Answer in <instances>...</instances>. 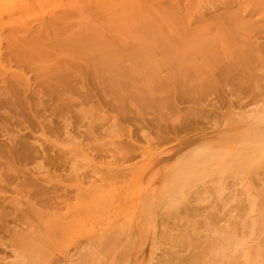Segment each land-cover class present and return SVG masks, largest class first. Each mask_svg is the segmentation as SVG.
Returning a JSON list of instances; mask_svg holds the SVG:
<instances>
[{"label":"rangeland","instance_id":"obj_1","mask_svg":"<svg viewBox=\"0 0 264 264\" xmlns=\"http://www.w3.org/2000/svg\"><path fill=\"white\" fill-rule=\"evenodd\" d=\"M0 12V264H229L237 240L246 252L258 237L249 264H264V0H0ZM230 148L241 154L215 163L222 173L205 163L163 197L183 157Z\"/></svg>","mask_w":264,"mask_h":264},{"label":"bare ground","instance_id":"obj_2","mask_svg":"<svg viewBox=\"0 0 264 264\" xmlns=\"http://www.w3.org/2000/svg\"><path fill=\"white\" fill-rule=\"evenodd\" d=\"M198 1V0H197ZM114 2V1H113ZM197 3V2H196ZM5 6V5H4ZM10 6V5H9ZM8 6V7H9ZM6 7V6H5ZM39 7V6H38ZM15 8V7H14ZM1 13V12H0ZM11 13V12H10ZM9 14V13H8ZM12 14V13H11ZM43 14V13H42ZM42 14H40V15H42ZM1 16H2V13H1ZM8 16V15H7ZM34 16V15H33ZM43 17V16H42ZM21 21V20H20ZM18 22V21H17ZM15 23V22H14ZM30 28V27H29ZM3 31V30H2ZM1 32V31H0ZM28 32V31H27ZM26 31H25V33H27ZM20 34H22V33H20ZM23 35V34H22ZM23 37H25V36H23ZM1 38V37H0ZM5 38H6V36H5ZM4 39V38H3ZM16 39V38H15ZM2 61H1V59H0V63H1ZM4 64V63H3ZM3 67H5L4 65H3ZM0 69H2V67H1V64H0ZM7 69V68H6ZM8 70H10V69H8ZM3 72H5V71H3ZM9 72V71H8ZM11 73V72H10ZM2 74V73H1ZM0 74V75H1ZM4 74V73H3ZM13 74H14V72H13ZM12 74V75H13ZM2 76V75H1ZM5 76V75H4ZM3 76V77H4ZM18 76H21V75H18ZM24 78V77H23ZM24 80H25V78H24ZM26 81L27 80H25V83H26ZM4 82V81H3ZM1 83V82H0ZM16 83V82H15ZM4 84V83H3ZM28 88V87H27ZM29 89V88H28ZM17 97V96H16ZM259 110H261L262 111V109L261 108H259ZM261 111H259V113L261 112ZM256 112V111H255ZM242 112L240 111V113L239 114H241ZM262 113V112H261ZM261 113H260V115H255V116H253V117H256V116H258V119H260L259 118V116H262L261 115ZM238 114V113H237ZM238 114V115H239ZM243 114L244 113H242V116H243ZM240 116V115H239ZM238 117L239 119H241V118H243V117ZM250 117H248V119H249ZM237 118H235V120H236ZM238 119V120H239ZM248 119H246V120H248ZM256 119V118H255ZM262 119H264V116H262ZM262 119H260V122L262 123V122H264V121H262ZM233 120V119H232ZM244 120V119H243ZM250 121V120H249ZM255 121H258V120H255ZM241 122H243L244 123V121H241ZM245 122H247V121H245ZM260 122H258V123H256V124H260ZM231 123V122H230ZM236 123H239V122H236ZM252 123H254L253 121H252ZM256 124H255V126H256ZM243 125V124H242ZM245 125L247 126V124L245 123ZM261 125H264V124H261ZM255 126H253V128L255 127ZM261 127V126H260ZM246 128V127H245ZM256 128H257V126H256ZM258 128H259V126H258ZM255 129V128H254ZM244 130H246V129H244ZM251 130V129H250ZM253 130V129H252ZM251 130V131H252ZM256 130V129H255ZM257 131H259V132H257ZM255 132V131H254ZM253 132V133H254ZM248 133V132H247ZM250 133V132H249ZM256 133H262V132H260V130H256ZM67 134V133H66ZM262 134H264V133H262ZM71 136V135H70ZM254 136V135H253ZM113 137V136H112ZM247 137V136H246ZM259 138V137H258ZM252 139V138H251ZM246 141H248V140H246ZM258 141H259V139H258ZM257 141V142H258ZM112 142H114V140L112 141ZM261 142V141H260ZM262 142H264V139H262ZM190 143V142H189ZM188 143V144H189ZM107 144V143H106ZM235 144V143H234ZM214 145V144H213ZM221 145V144H220ZM220 145H218V146H220ZM187 146V145H186ZM216 146V145H215ZM228 146V145H227ZM192 147V146H191ZM212 147V146H211ZM248 147V146H247ZM180 148V147H179ZM200 148V147H199ZM202 148H203V146H202ZM234 148V147H233ZM240 148V147H239ZM242 148L243 149H245V152H246V150L248 151V150H251L250 149V147H248L247 149H246V147L245 146H242ZM255 148V147H254ZM257 148H259V147H257ZM256 148V149H257ZM190 149V148H189ZM192 149V148H191ZM204 149V148H203ZM201 150V149H196L195 151H193V153H191V156H188V157H183V159H181L178 163H177V165L175 166V168L173 169V170H171V172H170V175H169V178H170V180H167V181H169V183L167 184V185H169L168 187L167 186H165L166 188H168L166 191V193H165V191L164 192H162V193H164V194H166V195H164L163 197L165 198L166 197V199L168 200L169 199V201H170V198H174V197H172V196H174L175 194L177 195V193L178 194H180V195H182V192L186 189V187L188 188V184H190L191 186H192V181H196L197 182V180H193L194 179V177L192 178V179H190L191 180V182L190 183H187L188 181H189V177L190 176H192V175H195L196 173H198L199 171H201L203 168H204V164L206 163V164H208V166H209V163H210V165L211 164H213L212 166H210V168H213V166H215L216 167V165L217 164H219L218 163V161H222V162H224L225 164L227 163V162H230V161H232L233 159H235V157H236V154H239V156L237 155V157H240V152L239 153H236L237 151V149H234L235 151H233L232 150V152H231V148L229 149V150H223L222 152H220V153H216V152H213V151H208L207 152V150L206 151H204L205 149H206V147H205V149L204 150ZM208 149H210V148H208ZM213 149V148H212ZM261 151H262V148H259ZM259 149L257 150V151H259ZM74 150V149H73ZM72 150V151H73ZM76 150V149H75ZM79 150V149H78ZM88 151H87V153L88 152H90L89 150L90 149H87ZM214 150V149H213ZM217 150V149H216ZM242 151L241 150V148L240 149H238V151ZM67 151V150H66ZM70 151V150H69ZM85 151V150H84ZM219 151V150H218ZM256 151V152H257ZM62 152V151H61ZM181 152V151H180ZM233 152H235V153H233ZM244 152V151H243ZM243 152H242V154H243ZM250 152H252V150L250 151ZM260 152V151H259ZM3 153V152H2ZM22 153V152H21ZM67 153V152H66ZM74 153V152H73ZM247 153H249V151L247 152ZM246 153V154H247ZM253 153V152H252ZM254 153H255V151H254ZM258 153V152H257ZM262 153H264V152H262ZM89 154V153H88ZM261 154V152L260 153H258V154H256V155H260ZM108 155V154H107ZM110 155V154H109ZM190 155V154H189ZM245 155V154H244ZM262 155V154H261ZM92 156V155H91ZM112 156H113V153H112ZM246 156V155H245ZM258 156H256V157H258ZM255 156H254V154H252V157H251V159L252 158H254ZM67 158H69V157H67ZM75 158V157H74ZM92 158V157H91ZM262 158H264V155H262ZM261 157H260V159H261V161L262 160H264V159H262ZM72 159V158H71ZM71 159H69V162H70V160ZM240 159V158H239ZM242 159H243V157H242ZM244 159H245V157H244ZM254 159H256V158H254ZM85 160V159H84ZM87 160V159H86ZM90 160V159H89ZM237 160V159H236ZM236 160H233L234 162H236ZM253 160V159H252ZM252 160H251V162H252ZM74 161V160H73ZM109 161V160H108ZM220 161V162H221ZM238 161V160H237ZM257 161H259V160H257ZM260 161V162H261ZM71 162H72V160H71ZM70 162V163H71ZM102 162V161H101ZM110 162V161H109ZM111 162H112V160H111ZM208 162V163H207ZM221 162V163H222ZM233 162V163H234ZM239 162H241V159L239 160ZM243 162V161H242ZM241 162V163H242ZM245 162H246V159H245ZM106 163V162H105ZM215 163H217V164H215ZM220 163V164H221ZM231 163V162H230ZM229 163V164H230ZM244 163V162H243ZM248 163L250 164V162L248 161ZM262 163H264V161H262ZM87 164H88V162H87ZM94 164V163H93ZM112 164V163H111ZM110 164V165H111ZM215 164V165H214ZM225 164H222V165H224V166H226ZM247 164V163H246ZM92 165V164H91ZM106 165V164H105ZM104 165V167H106ZM108 165V164H107ZM239 165H240V163H239ZM238 165V166H239ZM242 165V164H241ZM257 165V164H256ZM80 166V165H79ZM82 166V165H81ZM97 166V165H96ZM207 166V165H206ZM219 167H220V165H218ZM223 166V167H224ZM228 166V165H227ZM247 166H249V165H247ZM251 166V165H250ZM253 166V165H252ZM94 167V166H93ZM100 167V166H99ZM110 167V166H109ZM109 167L107 168V169H109ZM246 167V166H245ZM68 168V167H67ZM79 168V167H78ZM77 168V169H78ZM92 168V167H91ZM98 168V167H97ZM72 169H73V165H72ZM75 169H76V167H75ZM96 169V168H95ZM101 169V168H100ZM103 169V168H102ZM111 169V168H110ZM129 169V168H128ZM206 169V168H205ZM205 169H203V171L205 170ZM216 169H217V174L218 173H222L221 171H220V169H219V172H218V167H216ZM226 169H228V167H226L225 168V170ZM88 170V169H87ZM94 170V169H93ZM130 170V169H129ZM133 170V169H132ZM135 170V169H134ZM212 170H214L215 172H216V170L215 169H212ZM42 171V170H41ZM73 171H75V170H73ZM81 171V170H80ZM97 171V170H96ZM98 171H99V169H98ZM105 171V170H104ZM106 171H108V170H106ZM114 171V170H113ZM136 171V170H135ZM135 171H134V173L133 174H135ZM209 171V170H208ZM208 171H206L207 172V175H208ZM38 172H40L39 170H38ZM38 172H37V174L35 173V175H37V176H39L40 175V173H39V175H38ZM77 173H79L80 175H78V176H81V173L79 172V170L78 171H76ZM83 172V171H82ZM85 172V171H84ZM99 172H101V171H99ZM98 172V173H99ZM109 172V171H108ZM122 172H124V174H126V172L125 171H122ZM121 172V173H122ZM205 172V173H206ZM215 172L213 173V176H214V174H215ZM94 174H95V172H93ZM137 173V172H136ZM204 173V177L205 178H202V179H206V178H208V177H206V174ZM210 173V172H209ZM73 174H74V172H73ZM116 174V173H115ZM129 174H132V173H130V171H129ZM211 174H212V172H211ZM42 175V174H41ZM40 175V176H41ZM77 175V174H76ZM96 175H97V173H96ZM216 175V174H215ZM73 176H75V175H73ZM84 176V175H83ZM200 176V175H199ZM198 176V177H199ZM201 176H203L202 174H201ZM200 176V177H201ZM209 176V175H208ZM212 176V175H211ZM42 177V176H41ZM40 177V178H41ZM90 177V176H89ZM79 178V177H78ZM77 177H76V179H78ZM81 178V177H80ZM84 179H86L85 177H83ZM88 178V177H87ZM91 178H94V177H91ZM90 178V179H91ZM95 178H97L96 176H95ZM45 179H46V177H45ZM196 179V178H195ZM80 180V179H79ZM79 180H77L78 182H79ZM87 180V179H86ZM198 180H199V178H198ZM45 181H47V179L45 180ZM88 181V180H87ZM90 181V180H89ZM96 181V180H95ZM202 181V180H201ZM93 182V181H92ZM91 182V183H92ZM193 182V183H194ZM167 183V182H166ZM80 184V183H79ZM84 184V183H83ZM82 186V185H81ZM194 186V185H193ZM192 186V187H193ZM79 187V185L77 186V188ZM164 187V186H163ZM76 188V187H75ZM165 188V189H166ZM164 189V188H163ZM162 189V190H163ZM189 189H191V188H189ZM235 189V188H234ZM238 189V188H237ZM239 190V189H238ZM90 191V190H89ZM190 191V190H189ZM188 191V192H189ZM86 192V191H85ZM132 192V191H131ZM161 193V194H162ZM234 193H235V191H234ZM83 194V193H82ZM85 194V193H84ZM88 194V193H87ZM87 194H86V196H87ZM160 194V196H162ZM242 194H243V192H242ZM89 195V194H88ZM94 196V195H93ZM159 196V197H160ZM188 196V195H187ZM237 196V195H236ZM84 197V196H83ZM82 197V198H83ZM89 197V196H88ZM163 197H160V199H158V202L160 203V201L163 203V200H161ZM177 197V196H176ZM181 197V196H180ZM196 197V196H195ZM87 200V202L89 201V199L87 198V197H85ZM89 198H91V197H89ZM93 198V197H92ZM97 198H99V197H97ZM175 200H176V198H174ZM182 200H183V198H181ZM237 199V198H236ZM160 200V201H159ZM169 201L167 202V204H165L166 202H165V200H164V206H162V203H161V206L163 207V209H164V207H166V206H171V207H174V206H178L179 204H172V200H171V204H169ZM184 201V200H183ZM83 202H85V201H83ZM82 202V203H83ZM93 202V201H92ZM158 202H157V206L159 207V208H161L160 207V204H158ZM85 204V203H84ZM87 204V203H86ZM155 205V206H156ZM181 205H183V204H181ZM189 205V204H188ZM21 206V205H20ZM150 206V204L148 205V207ZM249 206V205H248ZM82 207V206H81ZM81 207H79V208H81ZM249 208V207H248ZM77 209V208H76ZM158 209V208H157ZM172 209V208H171ZM80 210V209H79ZM87 210V209H86ZM233 210V209H232ZM149 211V210H148ZM174 211H175V209H174ZM250 211V210H249ZM154 212V211H153ZM166 213H167V211H165ZM229 212V211H228ZM166 213H165V215H166ZM177 213V212H176ZM155 214V213H154ZM169 214V213H168ZM159 215V214H158ZM162 215H164V214H162ZM167 216H169V215H167ZM234 216V215H233ZM71 217L72 216H70V219H69V217H68V219H69V221L71 222ZM73 218V217H72ZM163 218V217H162ZM232 218V217H231ZM235 218H237V216L235 215V217H234V219ZM49 219H51V218H49ZM49 219L48 220H46V221H49ZM76 219V218H75ZM130 219V218H129ZM225 218H223V220H224ZM233 219V218H232ZM251 219H253V218H251ZM40 220H42V219H40ZM78 220V219H77ZM228 220H230V218L228 219ZM43 221V220H42ZM42 221H40V222H42ZM45 221V220H44ZM65 221H67V220H65ZM64 221V222H65ZM73 221V220H72ZM221 221H222V219H221ZM243 221H245V220H243ZM260 221V220H259ZM251 222V221H250ZM46 224L48 223V222H45ZM50 223V222H49ZM48 223V224H49ZM52 223V222H51ZM58 222H55V223H53V224H57ZM62 223H63V220H62ZM61 223V224H62ZM66 224L68 223V222H65ZM64 223V229L65 228H67V226H69L70 225V223H69V225H66ZM74 223V222H73ZM72 223V224H73ZM23 224V223H22ZM45 224V225H46ZM246 224V223H245ZM21 225V224H20ZM28 225V224H27ZM50 225V224H49ZM58 225H60V224H58ZM249 225H251V227H250V229H251V232H255V231H257L258 230V227H259V225L257 226V224L253 221L251 224H249ZM25 226V225H24ZM29 226V225H28ZM47 226V225H46ZM30 227V226H29ZM55 227H57V226H55ZM60 227V226H59ZM62 227H63V225H62ZM62 227H60L62 230H63V228ZM70 227V226H69ZM247 227V226H246ZM17 228V227H16ZM15 228V229H16ZM24 228H26V227H24ZM43 228V227H42ZM50 228H52L51 226H50ZM53 228H54V226H53ZM27 229V228H26ZM58 228H56V230H57ZM61 229H59L60 231H61ZM184 229V228H183ZM38 230V229H37ZM48 230H49V228H48ZM52 230V229H51ZM50 230V232H52ZM25 231H27V230H25ZM42 231V230H41ZM179 231V230H178ZM181 231H182V229H181ZM185 231V230H184ZM28 232V231H27ZM45 232V231H44ZM124 232V231H123ZM127 232V231H126ZM222 232H223V230H222ZM240 232H241V230H240ZM246 232V231H245ZM244 232V233H245ZM260 232V231H259ZM14 233V232H13ZM33 233V232H32ZM46 233V232H45ZM48 233V232H47ZM47 233L45 234V235H47ZM129 233V232H128ZM219 233H221V232H219ZM224 233V232H223ZM222 233V238L221 239H224L223 240V242L225 241L226 243H228L229 241H231V237H230V235H232V233H229V235H228V232H225V234H223ZM243 233V234H244ZM249 233V232H248ZM24 234H26V233H24ZM37 234V233H36ZM53 234H55V233H53ZM52 234V235H53ZM60 234H62V233H60ZM243 234H242V236H243ZM252 234V233H251ZM254 234V233H253ZM252 234V235H253ZM32 235V234H31ZM38 235H39V237H38ZM38 235H36L37 236V238H40V235H42V236H44L42 233L40 234H38ZM49 235V234H48ZM47 235V236H48ZM129 235V234H128ZM255 235V234H254ZM262 235V234H261ZM36 236H35V239H36ZM27 237V236H26ZM29 237L31 238V236L29 235ZM188 237V236H187ZM206 237V236H205ZM220 237H221V235H220ZM233 237V236H232ZM236 237V236H235ZM257 237V236H256ZM30 238H29V240H30ZM32 238H33V236H32ZM42 238V237H41ZM216 238H218V237H216ZM241 238V237H240ZM259 238V237H258ZM257 238V239H258ZM20 239H22V238H19V240ZM28 238H24V240H25V243H26V241H28L27 240ZM164 239V238H163ZM188 239H189V237H188ZM206 239V238H205ZM234 239V238H233ZM239 239V238H238ZM244 239V238H243ZM249 239H250V237H249ZM257 239H255V240H253V243H254V241H256ZM23 240V239H22ZM24 240L22 241V243L20 242L19 244H22L23 245V242H24ZM240 240V239H239ZM246 240V239H245ZM18 241V240H17ZM244 241V240H243ZM29 242V241H28ZM164 242H166V240L164 241ZM212 242V241H211ZM222 242V241H221ZM220 242V243H221ZM31 242H29V244H30ZM210 243V242H209ZM236 243H237V247H236V245H235V247H233V249L232 250H230V254H231V256H230V263L229 264H249L254 258H255V256H260L259 255V253H260V250H259V246H258V244L256 243V244H253L252 242H250L251 243V248L249 249V250H247L246 248V252L244 251V247H243V245L244 244H241L242 242L241 241H239L238 242V240L236 241ZM246 243V242H245ZM247 244H249V243H247ZM25 245H27V244H25ZM24 245V246H25ZM31 245V244H30ZM233 245H234V243H233ZM232 245V246H233ZM241 245H242V247H241ZM28 246V245H27ZM220 246V245H219ZM223 246V245H222ZM221 246V247H222ZM229 246V245H228ZM248 246H250V245H248ZM246 247V246H245ZM218 248V247H217ZM210 249V248H209ZM209 249H207V251L209 250ZM219 249V248H218ZM222 248H220V250H221ZM222 250H224V249H222ZM168 251H170L169 249H168ZM168 251H166L167 253H168V255H170L169 253L171 252V256H170V258L171 257H174V256H176V255H174V253H173V251H175V250H171L170 252H168ZM152 252V251H151ZM253 252H255V256H253ZM176 254H178L177 252H175ZM232 253H234V254H232ZM224 254H225V256H226V254L227 255H229L228 253H226V251H224ZM21 255V254H20ZM74 255V254H73ZM179 255V254H178ZM214 255V254H213ZM222 256V255H221ZM178 257V256H177ZM177 257L175 258V259H177ZM182 257V256H181ZM22 258V257H21ZM24 258V257H23ZM4 259V258H3ZM16 259V258H15ZM18 259V258H17ZM154 259V258H153ZM179 259H180V257H179ZM19 260H21L20 258H19ZM71 261V260H70ZM178 261V260H177ZM180 261H182L181 259H180ZM200 261V260H199ZM203 261V260H202ZM17 262H19V261H17ZM174 262V261H173ZM11 263V262H10ZM70 263V262H69ZM183 263V262H182ZM200 263H201V261H200ZM203 263V262H202ZM14 264V263H13ZM16 264V263H15ZM173 264V263H172ZM253 264V263H252ZM256 264V263H255Z\"/></svg>","mask_w":264,"mask_h":264}]
</instances>
